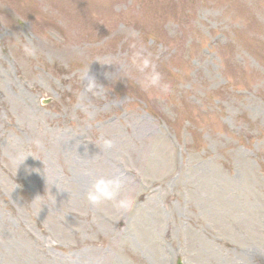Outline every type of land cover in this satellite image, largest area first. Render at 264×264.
Returning a JSON list of instances; mask_svg holds the SVG:
<instances>
[{
    "label": "rangeland",
    "instance_id": "1",
    "mask_svg": "<svg viewBox=\"0 0 264 264\" xmlns=\"http://www.w3.org/2000/svg\"><path fill=\"white\" fill-rule=\"evenodd\" d=\"M177 260L264 264V0H0V264Z\"/></svg>",
    "mask_w": 264,
    "mask_h": 264
},
{
    "label": "clouds",
    "instance_id": "2",
    "mask_svg": "<svg viewBox=\"0 0 264 264\" xmlns=\"http://www.w3.org/2000/svg\"><path fill=\"white\" fill-rule=\"evenodd\" d=\"M133 35H135L133 33ZM20 47L26 57H36L38 55L37 47L31 40L26 39L20 42ZM135 49L131 56L130 62L136 68V70L142 74L141 86L144 89H158L161 93L167 94L170 90V85L163 80V74L159 71L157 64L155 63L153 54L145 52L142 48ZM111 64V63H104ZM78 79L82 84L83 80L88 78L87 93L96 94L97 90L102 89L103 86L97 83L94 76H89V68L85 71L77 73ZM105 144L110 146L111 141L106 140ZM122 187V182L119 179L108 178L105 176H99L95 178L90 190L87 192V199L93 205H98L103 201H114L119 195ZM116 206L120 208H126L128 202L125 199L116 201Z\"/></svg>",
    "mask_w": 264,
    "mask_h": 264
}]
</instances>
